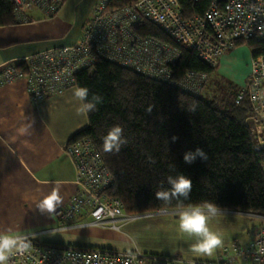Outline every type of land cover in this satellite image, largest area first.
<instances>
[{
    "label": "built area",
    "instance_id": "1",
    "mask_svg": "<svg viewBox=\"0 0 264 264\" xmlns=\"http://www.w3.org/2000/svg\"><path fill=\"white\" fill-rule=\"evenodd\" d=\"M109 0H98L73 44L59 45L7 62L0 72L3 82L23 79L33 104L63 94L75 84V75L97 60H107L146 78L174 87L192 96L211 97L218 78L220 58L239 43L264 39V0H213L203 15L185 16L179 0H135L108 8ZM16 22L55 16L64 0H12ZM158 27L175 44L135 28L143 23ZM192 51L211 74L186 71L173 78L171 66L179 49ZM247 99L251 113L245 120L256 149L264 150V55L252 56L249 73L237 87L234 103ZM66 152L75 168L76 190L67 202L56 206L57 223L48 230L17 235L26 238L27 251L14 252L9 264H128L129 254L111 246H90L53 242L46 236L80 228L116 229L140 217L176 213V209L142 214L127 213L122 202L107 193L112 175L98 149L88 137L68 144ZM264 173V161L260 163ZM264 219V216L252 214ZM245 243L232 239L213 259H187L140 252L134 264H264V225L255 226Z\"/></svg>",
    "mask_w": 264,
    "mask_h": 264
},
{
    "label": "trees",
    "instance_id": "2",
    "mask_svg": "<svg viewBox=\"0 0 264 264\" xmlns=\"http://www.w3.org/2000/svg\"><path fill=\"white\" fill-rule=\"evenodd\" d=\"M135 0H109L108 8ZM213 0H179L185 16L203 15ZM16 23L12 0H0V26ZM135 30L175 44L158 27L143 23ZM247 43L252 56L264 55V39ZM211 74L214 68L195 53L180 48L173 78L186 71ZM220 77L211 86V97L192 96L165 83L149 79L126 67L99 59L77 72L75 84L87 86L101 102L87 115L88 123L67 145L88 137L112 175L107 193L118 198L127 213L172 210L190 202L213 201L222 210L264 216V150L256 149L245 120L251 113L247 99L234 103L237 87L225 93ZM120 125L126 143L120 150L105 151L102 137ZM178 137L175 142L173 136ZM202 148L207 159L185 164L182 153ZM181 172L192 180L189 198L164 202L156 198L168 189V175Z\"/></svg>",
    "mask_w": 264,
    "mask_h": 264
},
{
    "label": "crops",
    "instance_id": "3",
    "mask_svg": "<svg viewBox=\"0 0 264 264\" xmlns=\"http://www.w3.org/2000/svg\"><path fill=\"white\" fill-rule=\"evenodd\" d=\"M97 1H92L82 10L77 31L69 32L68 35L62 37L61 39L65 38L64 41H60L63 42L62 44H73L79 40L82 25L91 16ZM34 15L35 20L0 26V30L7 32L8 38V41H5L6 47L2 49L0 56V72L7 62L35 54L60 43L53 38H41L39 34L36 38L30 36V30L26 29V26H33L38 21L46 19L39 13ZM19 32H22V35ZM11 33H15L17 37L11 38ZM229 54L226 52L220 58L218 68H216L218 77L221 75L217 69L221 70V62L224 64L231 59ZM248 73L249 69H246L244 80ZM74 87H69L59 96L33 104L23 79L11 82H3L0 79V214L18 215L24 218L31 216L39 221H46V224L49 223L48 227L40 229L48 230L54 227H51L54 224L53 209L67 202L75 192V168L66 152V146L69 138L84 128L88 120L87 117L78 115L75 110V100L72 95ZM32 122L33 128L30 135L18 133V129L25 123ZM53 190H58L60 202L55 203L50 211H40L36 208V202L31 197L40 198ZM25 193H29L30 197L26 199ZM221 214L225 215L213 218L209 224L222 237L221 245L214 251H219L232 239H237L241 243L247 242L250 238L248 235L250 230L261 225L262 222L260 217L249 213L221 209ZM155 216L165 218L145 220L141 226L133 220L123 224L119 232L106 228L107 231L118 233L119 237L116 245L109 243L113 238L109 241L104 239L103 242L107 243H103V246L132 251L133 249L126 243V235H130L138 241L141 252L144 253L187 259H207L196 257L198 254L191 250V239L178 232L176 215L159 213L140 218L152 219L151 217ZM161 225L165 230L164 234L169 238V243L163 244L156 239L148 241L147 236L152 234L155 227L159 228ZM75 229L79 228L69 230ZM180 241H185L187 244L181 245Z\"/></svg>",
    "mask_w": 264,
    "mask_h": 264
},
{
    "label": "clouds",
    "instance_id": "4",
    "mask_svg": "<svg viewBox=\"0 0 264 264\" xmlns=\"http://www.w3.org/2000/svg\"><path fill=\"white\" fill-rule=\"evenodd\" d=\"M90 90L87 86L76 85L72 90V95L75 100V110L78 115H87L96 110L97 105L101 102V97L92 94L89 98ZM32 123H25L18 129L20 135H30ZM178 137H172L175 142ZM103 148L105 151H119L121 146L126 143L123 135V128L120 125H112L106 134L102 137ZM182 159L185 164L191 165L197 159L206 160V152L196 147L187 149L182 153ZM167 183L170 186L168 189L159 190L155 193L157 199L164 202H171L174 198L183 197L185 200L189 198L192 190V180L181 172H176L175 175L167 176ZM30 194L25 193V198H29ZM36 202V208L40 211H50L55 203L60 202L58 190H53L49 194L43 195L40 198L31 197ZM177 228L182 236L191 239V250L197 254L211 255L213 251L221 245L222 237L218 232L213 231L209 226L213 218L221 215V208L213 201L190 202L182 205L176 210ZM119 232L121 229L116 227ZM126 243L134 251L130 252L128 264H134L137 255L141 252L138 241L130 235H126ZM29 244L26 238L13 235L11 230L0 231V264H9V259L14 252L27 251Z\"/></svg>",
    "mask_w": 264,
    "mask_h": 264
},
{
    "label": "rangeland",
    "instance_id": "5",
    "mask_svg": "<svg viewBox=\"0 0 264 264\" xmlns=\"http://www.w3.org/2000/svg\"><path fill=\"white\" fill-rule=\"evenodd\" d=\"M92 1L94 0H64V3L58 13L53 16L46 18L42 21H38L37 24L33 26H26V29L29 28V34L32 38H36L38 34L41 38H53L55 40L64 41L65 37L69 34V32L75 33L77 31V26L80 21V13L82 10L86 8ZM80 16V17H79ZM82 29V28H81ZM6 31L0 30V56L2 54V49L6 47V42L8 38L6 36ZM22 35V32H19ZM26 34H28L26 32ZM11 38L17 37L15 33H11ZM61 39V40H60ZM60 42L58 45H66ZM230 54V60L225 62L224 64L221 62L219 70V74L221 75V85L223 88V92L227 93L230 88H228V84L230 83L232 88L241 87L244 83V73L246 69H249V63L251 58V49L247 45V43H239L237 47L233 50L228 51ZM218 68V67H217ZM217 74V73H216ZM247 77V76H246ZM245 77V79H246ZM171 216H175L176 213L167 212ZM225 215V214H221ZM149 218H138L135 219L138 226L143 225L142 222L145 220H154L156 218H165L164 216L159 217H151ZM165 220V219H163ZM261 225H264V219L261 218ZM54 222V220H53ZM49 223L46 224V221H39L34 219L31 216L28 218H24L22 216L13 215L7 216L0 214V231H8L11 230L13 235H23L27 233H32L42 228L48 227ZM57 225L54 222L51 227ZM100 227H83L75 230H67L61 231L55 234H51L48 236V239L53 242H60L64 244H79V245H90V246H103V240H110L109 243L117 244V238L119 237L118 233L107 231L106 228ZM213 231L217 232L216 229L212 228ZM164 229L162 225L158 228L155 227L152 231V234L147 236L148 241L152 239H156L157 241L162 242L163 244L169 243V238L164 234ZM181 245H186L187 242L180 241ZM106 245V244H105ZM217 251H213L211 255L208 254H198L196 257L213 259L215 258ZM195 255V254H193Z\"/></svg>",
    "mask_w": 264,
    "mask_h": 264
}]
</instances>
